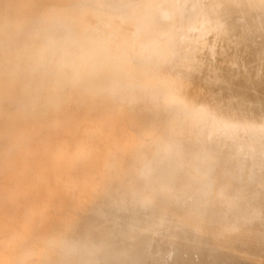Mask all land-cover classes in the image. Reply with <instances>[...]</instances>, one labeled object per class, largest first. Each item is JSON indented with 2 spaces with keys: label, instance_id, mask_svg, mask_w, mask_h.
<instances>
[{
  "label": "bare ground",
  "instance_id": "6f19581e",
  "mask_svg": "<svg viewBox=\"0 0 264 264\" xmlns=\"http://www.w3.org/2000/svg\"><path fill=\"white\" fill-rule=\"evenodd\" d=\"M0 264H264V0H0Z\"/></svg>",
  "mask_w": 264,
  "mask_h": 264
}]
</instances>
